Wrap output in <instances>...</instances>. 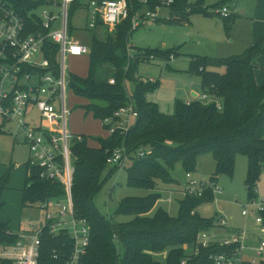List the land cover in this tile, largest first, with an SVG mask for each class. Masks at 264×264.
Segmentation results:
<instances>
[{
	"label": "trees",
	"instance_id": "obj_1",
	"mask_svg": "<svg viewBox=\"0 0 264 264\" xmlns=\"http://www.w3.org/2000/svg\"><path fill=\"white\" fill-rule=\"evenodd\" d=\"M25 18L28 32H46L37 10L49 0H8ZM230 0H221L213 6L220 7ZM204 0L189 3L178 0L171 8L168 19L157 22L191 23L194 14L211 15ZM158 0L151 1L155 7ZM79 8L73 3L70 22ZM170 21V22H169ZM235 22L234 16L224 18L229 32ZM131 20L118 26L114 33L99 38L93 35L91 42L89 73L86 77L70 74L69 88L85 98L82 105L86 114L103 119L124 106L132 96L139 111V118L125 134L120 131L106 138L99 137V147L89 145L90 136L83 141L75 140L72 152L75 157V173L72 186L74 208L78 216L86 218L91 226V242L82 264H212L211 255L230 251L233 246L213 242L201 246L199 253H188L187 245L196 244L200 232L215 227L214 219L201 216L197 209L213 201L211 189L202 196L186 195L180 201L178 215L172 216L163 208H157L161 193L158 181L167 184L178 182L172 172L181 164L186 172L198 168L199 157L211 152L216 167L210 177L217 182L222 174L233 176L236 157L243 154L248 158L246 184L248 198L256 196V189L264 173V83L255 78L256 59L264 53L263 39L248 47L241 54L227 57H192L191 70L199 74L203 93L210 101L195 98L192 101L176 99L174 112H161L158 105L149 101L147 95L156 90L160 81L145 82L137 77L141 62L163 57L160 50L146 49L143 55H130L134 47L129 38L134 31ZM46 56L52 64L58 63V45L47 42ZM165 57V56H164ZM166 57H168L166 55ZM115 67L114 82L96 79L99 65ZM216 68V69H213ZM223 68L224 71L217 70ZM127 81H133L134 91L130 94ZM220 103V108L217 106ZM74 107H72V111ZM125 146L130 155L127 184L152 192L142 197H125L118 203L111 218L103 215L95 204V196L101 192L109 178L119 171L107 162L109 151ZM149 147L151 153L139 157L141 148ZM110 168L107 178L105 171ZM11 167L0 177V213L5 207L3 195L9 188ZM64 187L53 181L41 179L38 169L33 168L27 176L23 190V207L33 206L50 198L63 196ZM117 216H129L128 221L117 222ZM20 236L10 228L8 221L0 220V250L18 243ZM71 237L62 233L56 237L44 233L39 264H66L71 252ZM58 258H54V250ZM0 264H12L1 259Z\"/></svg>",
	"mask_w": 264,
	"mask_h": 264
},
{
	"label": "built area",
	"instance_id": "obj_2",
	"mask_svg": "<svg viewBox=\"0 0 264 264\" xmlns=\"http://www.w3.org/2000/svg\"><path fill=\"white\" fill-rule=\"evenodd\" d=\"M152 0H49L37 14L42 20L46 32H28L25 18L8 0H0V129L7 130V124L18 128L30 150L26 166L28 175L32 169H38L39 177L53 181L64 187L63 196L50 198L37 203L45 212L44 219L33 222L22 232L15 245L1 247V259L10 260L12 264H39L42 237L48 233L56 237L62 233L71 237V252L66 264H82L91 242V226L86 218L77 215L74 208L72 186L75 173V157L72 152L75 140L83 141L82 134L68 131V120L72 108L67 105L70 74L67 59L70 56H81L91 53V47L72 37L70 9L73 3L86 11L88 26L93 30L103 29L104 34L114 33L119 25L131 20L132 31L147 22L168 19L171 8L178 0H158L151 7ZM192 2L189 0V3ZM49 6H59L60 12L55 13ZM77 9V10H78ZM167 9L163 17L161 12ZM216 14L223 18L231 16L228 4L215 9ZM58 45V63L54 66L46 56V43ZM149 59H156L151 55ZM154 79H145L150 81ZM200 99L210 101L207 94ZM220 108V103L217 102ZM39 112L38 120L32 112ZM137 110L132 96L126 105L118 108L113 115L103 119L109 134L127 133L138 120ZM151 149L144 147L138 152L145 157ZM107 162L110 166L125 168L130 162V155L125 146L109 151ZM194 174L187 172L185 183L179 184L183 197L186 195L202 196L211 189L213 195L222 193L217 182L196 179ZM242 214L251 217L259 227V244L251 247L255 251L252 258L244 257L249 247L247 227L233 232L227 239L220 238L211 231L200 232L194 244L193 253L198 254L201 246L213 242L233 246L230 251L213 253L212 264H264V193L256 189V196L248 198ZM221 225L227 224L225 217ZM230 233V232H229ZM54 258H58L57 250ZM187 259L182 261L186 264Z\"/></svg>",
	"mask_w": 264,
	"mask_h": 264
},
{
	"label": "rangeland",
	"instance_id": "obj_3",
	"mask_svg": "<svg viewBox=\"0 0 264 264\" xmlns=\"http://www.w3.org/2000/svg\"><path fill=\"white\" fill-rule=\"evenodd\" d=\"M197 1H192V3ZM219 1L221 0H204L203 9L207 6V11L211 15L194 14L190 18V24H168L167 22L150 21L141 25L130 36L129 43L134 47L133 50H130L131 56L134 57L135 53L143 55L148 48H157L163 57V59L156 58L141 62L137 73V77L140 79H154L145 82L160 81L158 88L149 93L147 98L149 101L156 103L161 112L172 114L176 99H188L192 97V91L199 93L203 91L199 74L191 70L192 57L210 56L220 58L244 52L245 28L249 14L244 16L241 13L240 7H244L241 3L242 0H238L236 3L239 4L234 8L232 2L229 1L228 5L232 6L231 15L234 16L236 21L230 32H227L224 26V18L216 14L215 9L218 7L213 6ZM49 9L55 13L60 12L59 6H49ZM41 10L39 8L37 11L41 12ZM168 12L169 10L164 9L161 15L165 17ZM72 26L73 39L83 44L90 45L93 35H97L102 39L105 37L104 32H101L102 29L93 30L88 26L86 11L83 9H78L75 13ZM89 57V54L81 57L70 56L67 59L69 74L86 77L88 75ZM213 69L216 68L213 67ZM217 70L224 71L223 68ZM114 75L115 67L113 65L102 64L98 66L96 79L111 82L114 80ZM126 85L130 92L134 91L133 81H127ZM87 102L85 98L76 95L71 88L68 89L67 105L69 108L74 107L68 120V131L90 136L89 145L99 147L98 138H106L110 134L101 119L94 118L92 114L85 116V109L81 106L87 104ZM32 115H34L33 118L38 120V111L34 110ZM136 121L134 120V122ZM10 131L12 134L0 133V173L2 174L5 169L11 167L10 188L4 193L6 205L0 214V220L8 221L11 229L16 231L20 226L25 229L27 225L44 219L45 212L38 204L24 208L22 206L21 190L26 181L27 170L25 164L29 159L30 150L16 126L10 128ZM215 167L216 161L212 153L205 152L199 157L197 170L191 173L194 174L193 176L196 179L207 182L214 173ZM247 170L248 158L243 154H239L236 157L233 176L229 174L219 176L217 184L221 186L222 193L216 194L213 201L204 203L198 207L197 211L203 217L214 219L215 227L209 231L223 239L231 237L233 232L243 229L246 225L248 231L246 245L249 248L245 250L244 257L252 258L255 251L250 248L259 244V227L253 218L245 217L242 214L244 205L248 202ZM109 172L110 168L105 171V178L108 177ZM186 174L187 172L182 165L178 164L172 172V176L178 182L167 184L158 181L157 190L161 193V199L158 201L157 208H163L172 216L178 215L180 201L183 198L179 184L187 181ZM127 178V170L125 168L119 169L117 173L108 179L101 192L95 196L94 200L98 210L106 217H112L118 203L123 198L142 197L152 192L151 190L129 186ZM258 187L260 193H264V173ZM222 217L228 220L224 226L221 225L220 221ZM130 219L129 216H117L115 218L117 222ZM193 248L194 245H187L185 249L188 253H191Z\"/></svg>",
	"mask_w": 264,
	"mask_h": 264
},
{
	"label": "crops",
	"instance_id": "obj_4",
	"mask_svg": "<svg viewBox=\"0 0 264 264\" xmlns=\"http://www.w3.org/2000/svg\"><path fill=\"white\" fill-rule=\"evenodd\" d=\"M195 1V0H192ZM233 4V8L236 7L238 4L236 3L238 0H230ZM206 2V1H205ZM240 2V1H239ZM242 5H244V7H240L241 8V13L246 16L249 14V17L247 18V25L245 28V36H246V40H245V46H244V50H246L248 47H250L251 45L255 44L259 39H263V44H264V0H242ZM232 7V6H231ZM236 21V20H235ZM235 23V22H234ZM233 27V26H232ZM102 29V28H101ZM232 29V28H231ZM100 30V29H98ZM100 32V31H99ZM101 32H105L103 29L101 30ZM230 32V31H229ZM235 40V39H234ZM233 40V41H234ZM87 45V44H86ZM91 47V44L88 45ZM164 46V45H162ZM84 55H88V54H84ZM81 55V56H84ZM90 55V54H89ZM81 56H74V57H81ZM90 65V57H89V62H88V66ZM88 73H89V68H88ZM75 75V74H74ZM255 78L258 84H263L264 83V53L262 55H260L257 59H256V69H255ZM114 80L111 81V83H113ZM201 82V79H200ZM202 86V85H201ZM203 89V88H202ZM129 93L131 94L132 92L129 91ZM193 93H196V96H193ZM203 94V91L201 93L196 92V91H192L191 93V98L188 99H184V101H192L195 98H200V95ZM89 114L85 113V116H88ZM13 125L11 124H7L6 128L7 130H1L0 129V133L5 132V133H10L12 134V132L10 131V128H12ZM75 134H82L85 135L83 133H76ZM24 138V137H23ZM17 139V138H16ZM25 142V141H24ZM28 162V161H27ZM27 164V163H26ZM25 164L26 170H27V166ZM6 170V169H5ZM1 172V171H0ZM4 173V172H3ZM2 173V174H3ZM0 173V177L2 175ZM11 182V180H10ZM26 184V181H25ZM9 188H10V184H9ZM8 188V189H9ZM25 188H22L21 192H22V200H23V190ZM3 199H4V195H3ZM6 205V202H5ZM23 206V204H22ZM24 208V207H23ZM1 214V213H0ZM3 221V220H1ZM13 226V225H12ZM14 227V226H13ZM11 228V227H10ZM15 228H17V226H15ZM18 229V228H17ZM13 230V229H12ZM23 231V227L20 226L18 230L14 231L16 233H20ZM219 236V235H218Z\"/></svg>",
	"mask_w": 264,
	"mask_h": 264
},
{
	"label": "water",
	"instance_id": "obj_5",
	"mask_svg": "<svg viewBox=\"0 0 264 264\" xmlns=\"http://www.w3.org/2000/svg\"><path fill=\"white\" fill-rule=\"evenodd\" d=\"M193 96H196V93H193Z\"/></svg>",
	"mask_w": 264,
	"mask_h": 264
}]
</instances>
